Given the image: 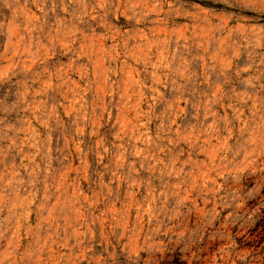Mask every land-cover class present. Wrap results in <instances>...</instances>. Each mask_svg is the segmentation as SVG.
Returning <instances> with one entry per match:
<instances>
[{
	"label": "rangeland",
	"instance_id": "1",
	"mask_svg": "<svg viewBox=\"0 0 264 264\" xmlns=\"http://www.w3.org/2000/svg\"><path fill=\"white\" fill-rule=\"evenodd\" d=\"M142 5L0 0V264H264V0Z\"/></svg>",
	"mask_w": 264,
	"mask_h": 264
},
{
	"label": "clouds",
	"instance_id": "2",
	"mask_svg": "<svg viewBox=\"0 0 264 264\" xmlns=\"http://www.w3.org/2000/svg\"><path fill=\"white\" fill-rule=\"evenodd\" d=\"M69 2L70 3H74V4H80V5L83 6L84 0H69ZM125 2H126L127 7L132 9L133 14H135L136 11L140 10L143 7L142 0H125ZM103 3L107 4V3H109V0H103ZM145 15H146V13H145ZM141 18H143V17H141ZM256 39H257V36H256L255 33H249L246 36V46H247V44H251ZM256 46L258 47L259 44L257 43ZM185 68H186V65H185ZM248 82L251 83V80H249ZM165 131H166V129L162 126L161 129H160V132L163 133ZM164 139H166V136L158 135L152 141L151 149L146 146L145 152L148 153L147 156H145V155H143L141 153H138V152L135 153V155L140 157V167L146 169L150 173L151 172L160 171V174H161L162 177L174 176V175H176L175 172H169L168 171V169L170 167L169 163H165V162L160 161L158 159L157 163L159 164V168H154L151 165V158H152L151 154H152V152H157L158 153L159 146H160V141H162ZM177 142L178 141H173L174 144L177 143ZM166 151H167V149H166ZM105 152H107V149H105ZM119 166L121 168L124 167V156H123V154H121L120 165ZM161 169H162V171H161ZM146 183H147V186H148V191L150 193L156 191V189L152 187L150 182H146ZM202 191H204V189H202ZM165 193L167 195L171 196L172 191H171L170 186L165 189ZM163 195L164 194L154 196L151 199L146 201V202H149L151 204V208H150L149 211H150V216H151L152 221L157 224L156 232L161 231V226H163L165 228L167 227V222L164 219V217L171 216L174 212H175V214L177 216L180 214L179 213V204H177L174 207L170 208V207L167 206L166 202H164L162 204H158L157 203V201L163 200ZM180 203H183V202L181 201ZM115 226H117V225H115V223H114V227ZM180 236L183 237L184 233L183 232L180 233Z\"/></svg>",
	"mask_w": 264,
	"mask_h": 264
}]
</instances>
